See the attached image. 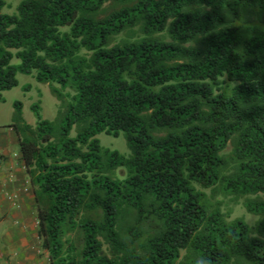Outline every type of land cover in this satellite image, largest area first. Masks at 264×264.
Listing matches in <instances>:
<instances>
[{
	"label": "trees",
	"instance_id": "1",
	"mask_svg": "<svg viewBox=\"0 0 264 264\" xmlns=\"http://www.w3.org/2000/svg\"><path fill=\"white\" fill-rule=\"evenodd\" d=\"M5 6L0 95L36 71L60 102L54 122L34 105L35 127L16 102L11 125L51 264H264V0ZM208 189L244 199L255 228Z\"/></svg>",
	"mask_w": 264,
	"mask_h": 264
},
{
	"label": "crops",
	"instance_id": "2",
	"mask_svg": "<svg viewBox=\"0 0 264 264\" xmlns=\"http://www.w3.org/2000/svg\"><path fill=\"white\" fill-rule=\"evenodd\" d=\"M0 122V264H51L40 248L36 198L13 123Z\"/></svg>",
	"mask_w": 264,
	"mask_h": 264
},
{
	"label": "rangeland",
	"instance_id": "3",
	"mask_svg": "<svg viewBox=\"0 0 264 264\" xmlns=\"http://www.w3.org/2000/svg\"><path fill=\"white\" fill-rule=\"evenodd\" d=\"M7 5L3 9V13L13 15L17 13V6L21 0H5ZM16 54L17 50H10ZM21 59L14 56L11 64L13 66H20ZM37 72L24 73L17 71L16 78L18 85L11 90L1 92L0 95V122L7 121L14 123L15 103L22 104V115L26 123L35 127L38 122L37 116L33 110L34 105L40 106L41 116L44 120L56 121L59 118L60 102L52 94L49 84L40 83L36 79ZM77 135L76 129L71 133L72 137ZM97 138L100 140L101 146L105 149L118 151L125 157L131 156V151L127 145L124 134L119 137H114L106 133L99 134ZM231 148L227 150L229 152ZM119 178L126 176L125 169L117 171ZM211 198L213 203L222 202L220 207L224 214L228 215V220H235L242 218L249 226L255 228L259 216L249 213L244 207V199H233L232 196H222L221 193H216L211 189L204 190ZM37 210V209H36ZM40 248L42 249V241L40 240Z\"/></svg>",
	"mask_w": 264,
	"mask_h": 264
},
{
	"label": "clouds",
	"instance_id": "4",
	"mask_svg": "<svg viewBox=\"0 0 264 264\" xmlns=\"http://www.w3.org/2000/svg\"><path fill=\"white\" fill-rule=\"evenodd\" d=\"M20 4V3H19ZM19 4H18V6H19ZM6 5H7V3H6ZM18 6H17V8H18ZM6 7V6H5ZM9 15V14H8ZM14 15V14H13ZM246 209V208H245Z\"/></svg>",
	"mask_w": 264,
	"mask_h": 264
}]
</instances>
